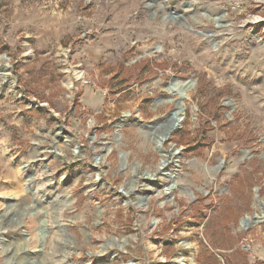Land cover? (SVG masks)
Listing matches in <instances>:
<instances>
[{
	"label": "rangeland",
	"instance_id": "1",
	"mask_svg": "<svg viewBox=\"0 0 264 264\" xmlns=\"http://www.w3.org/2000/svg\"><path fill=\"white\" fill-rule=\"evenodd\" d=\"M148 1L0 0V264H264V0Z\"/></svg>",
	"mask_w": 264,
	"mask_h": 264
},
{
	"label": "water",
	"instance_id": "2",
	"mask_svg": "<svg viewBox=\"0 0 264 264\" xmlns=\"http://www.w3.org/2000/svg\"><path fill=\"white\" fill-rule=\"evenodd\" d=\"M153 1L149 0L148 3H146V6H150L153 5ZM181 12L178 11L177 9H168L166 11V13L163 15L164 18H171V19H178V15H180ZM2 57H5V54L1 55ZM6 68V66H5ZM180 79L177 75H172L169 79H168V83L167 85H169L172 82V79ZM193 80L192 79H186L184 80V84L182 85V91L181 93L178 95L177 98H175L174 103L175 105L178 107L179 111L177 114H175V110L176 108H172L168 114L164 117L163 120H161L160 122L156 123L155 126L157 128H159V126L163 127V130L160 131V133L162 135H160L159 137L161 138V140H164L165 138H168L170 132L173 129H176L180 124L179 120L183 117L184 113H181V110L185 107L184 103L182 102V98L184 97L185 94V89H187L189 86H191L193 84ZM155 101H157V98L155 99ZM174 144H172L170 147H173ZM165 153L164 150H161ZM178 149H173L172 151H170V154L173 152H177ZM164 164L167 163V159H164ZM219 165H216L215 168H218Z\"/></svg>",
	"mask_w": 264,
	"mask_h": 264
},
{
	"label": "bare ground",
	"instance_id": "3",
	"mask_svg": "<svg viewBox=\"0 0 264 264\" xmlns=\"http://www.w3.org/2000/svg\"><path fill=\"white\" fill-rule=\"evenodd\" d=\"M0 75H2V76H5V72H2V73H0ZM184 84V82H182V81H180V79H177V78H175V79H172V82L169 84V85H167L169 88L172 86V85H176V86H178L179 87V90L177 91V93H178V95L181 93V91H182V85ZM182 94H185V93H182ZM185 96V95H184ZM178 111H179V109H178V107L176 106V110H175V114H177L178 113ZM184 113V108L181 110V113ZM183 118V117H182ZM182 118L179 120V122H181V120H182ZM180 124V123H179ZM160 135H162L161 133H160V131L157 133V135H156V138H155V141H156V143L159 145V146H161L162 145V143H163V140H161V138L159 137ZM162 154V158H161V164H160V166H163L164 165V159H167L165 156H167L166 155V153H164V152H162L161 153ZM169 177H172V178H174L175 177V174L173 173V172H170L169 173ZM174 187V184H170V185H167V187L165 188V191L167 192V191H171V189Z\"/></svg>",
	"mask_w": 264,
	"mask_h": 264
},
{
	"label": "trees",
	"instance_id": "4",
	"mask_svg": "<svg viewBox=\"0 0 264 264\" xmlns=\"http://www.w3.org/2000/svg\"><path fill=\"white\" fill-rule=\"evenodd\" d=\"M147 63H148V61H143V63H142L141 65H138V62H135V66H136V67H139V70H138V71L141 72V70H143V69L146 68ZM119 65H120L121 67L123 66L122 63H119ZM192 138H193V137H192ZM177 139H178L179 141H183V143H185V145L189 143L188 139H182L181 136H180L179 138L177 137ZM241 251H243V249H242Z\"/></svg>",
	"mask_w": 264,
	"mask_h": 264
},
{
	"label": "built area",
	"instance_id": "5",
	"mask_svg": "<svg viewBox=\"0 0 264 264\" xmlns=\"http://www.w3.org/2000/svg\"><path fill=\"white\" fill-rule=\"evenodd\" d=\"M81 77H77V79H81L84 83H92L89 77H83L85 76L83 73H80Z\"/></svg>",
	"mask_w": 264,
	"mask_h": 264
}]
</instances>
